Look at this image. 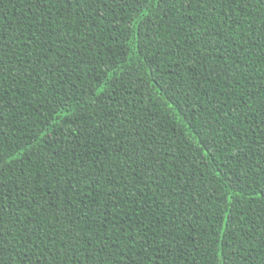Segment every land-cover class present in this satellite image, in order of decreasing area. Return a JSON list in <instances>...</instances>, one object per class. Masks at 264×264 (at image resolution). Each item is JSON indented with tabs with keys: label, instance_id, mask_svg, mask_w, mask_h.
Segmentation results:
<instances>
[{
	"label": "trees",
	"instance_id": "trees-1",
	"mask_svg": "<svg viewBox=\"0 0 264 264\" xmlns=\"http://www.w3.org/2000/svg\"><path fill=\"white\" fill-rule=\"evenodd\" d=\"M0 264H264V2L0 0Z\"/></svg>",
	"mask_w": 264,
	"mask_h": 264
},
{
	"label": "snow or ice",
	"instance_id": "snow-or-ice-1",
	"mask_svg": "<svg viewBox=\"0 0 264 264\" xmlns=\"http://www.w3.org/2000/svg\"><path fill=\"white\" fill-rule=\"evenodd\" d=\"M259 2H264V0H259Z\"/></svg>",
	"mask_w": 264,
	"mask_h": 264
}]
</instances>
